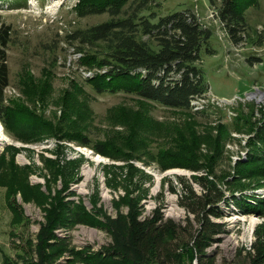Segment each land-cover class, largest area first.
I'll list each match as a JSON object with an SVG mask.
<instances>
[{
	"label": "rangeland",
	"instance_id": "rangeland-1",
	"mask_svg": "<svg viewBox=\"0 0 264 264\" xmlns=\"http://www.w3.org/2000/svg\"><path fill=\"white\" fill-rule=\"evenodd\" d=\"M77 1L27 0L24 6L11 7L7 0H0L2 19L12 27L4 102L9 106L23 103L33 111L10 117L18 132L0 118L7 136L0 140V264L32 260L47 212L56 201L61 203L58 195L68 224L60 223L54 232L73 250L63 251L60 264H87L74 251L92 252L111 241L108 232L96 225L98 210L114 215V200L126 192L138 198L144 213L161 205L166 217L184 223L189 213L179 203L180 178L201 192L202 187L192 178L208 168L218 175L229 197L228 203L221 202L225 214L221 220L226 222L227 232L220 234L210 252L216 254L218 263L247 264L245 250L264 216L240 207L232 196L250 203H255L252 194L264 196V177L259 171L251 175L252 171L243 169L247 164L254 168L264 164V159H250L251 153L261 154L264 149L256 135L264 112V0L246 4L241 41L232 38L221 21V0H150L140 9V15L154 14V21L190 9L211 30L198 61L208 85L205 101H200L204 106L185 109L170 108L124 89L97 91L86 78L102 73L105 66L88 69L81 59L85 51L101 53L104 42L90 44L72 35L111 16L107 12L80 14ZM135 6L128 4L125 10ZM179 75L174 71L170 77ZM26 123L32 127V136L21 131ZM79 130L92 142H108L106 153L83 145L68 133ZM179 133L192 142L202 163L174 159L162 166L161 151L176 152ZM213 154L216 156L208 159ZM52 160L60 166L74 160L77 172L70 176L64 166L66 176L58 173L56 179ZM21 167L27 172L26 184L45 192V201L36 195L24 198L18 186L23 180ZM85 168L93 170L86 181ZM122 209L127 206L123 204ZM240 250L242 255H238ZM185 262L194 264L196 258L186 253Z\"/></svg>",
	"mask_w": 264,
	"mask_h": 264
},
{
	"label": "trees",
	"instance_id": "trees-1",
	"mask_svg": "<svg viewBox=\"0 0 264 264\" xmlns=\"http://www.w3.org/2000/svg\"><path fill=\"white\" fill-rule=\"evenodd\" d=\"M7 1L11 7H21L27 3V0ZM149 1H77L76 9L80 14L107 12L111 16V19L95 24L87 30H76L72 35V38H81V41L90 44L100 40L104 42L103 49H100L101 53L92 55L85 51L82 55L81 62L87 64L88 69L93 66H105L102 73L96 72L86 80L97 91L124 89L142 98L161 102L170 108H188L191 106V101L200 97L208 88L198 61L201 59L200 51L203 44L211 36V30L203 26L190 9L160 16L156 21L151 19L155 17L154 14L140 15V9ZM250 1L254 4L259 2V0H245L244 3L243 0H221L219 16L228 33L235 40L243 39L241 30L245 28L246 23L245 7ZM132 3L136 4L135 8L131 11L125 10V7ZM11 35V25L3 21L0 14V118L6 127L18 132V126L12 123L10 117L17 112L27 116L33 111L23 103L9 106L4 102L5 89L9 85L7 47ZM82 50L80 47L79 51ZM174 71L180 73L176 78L170 77ZM262 114L263 119L260 125H257L256 135L264 143V112ZM21 131L32 136V127L27 123L26 127H21ZM78 132L79 134H76ZM68 133L74 137L73 139L79 140L83 145L92 146L98 152L106 153V149L110 146L106 141L92 142L80 130ZM178 137L176 152L161 151L159 159L162 166L169 165L174 159H176L174 162L179 163H202L196 156L192 142L183 133H179ZM216 154L209 156L208 159L214 158ZM250 155L252 160H263L264 149L261 154L255 151ZM52 161L51 168L55 178L58 173L66 176V171L63 173L64 166L68 167L70 176L77 172L78 166L74 160L66 161L63 166H60L57 160ZM243 169L252 171L251 175L255 174L254 171H259L264 177V164L258 165L257 168L247 164ZM205 171L192 178L202 187L201 192H197L191 182L183 180V177L180 178L179 203L189 213L184 223L173 217H166L161 205L147 214L144 213L138 198L126 192V195L114 200L116 205L114 215L98 210L100 215L96 225L108 232L111 241L98 250L74 251V254L80 255L87 264H186L185 254L191 252L196 258L194 264H228L225 260L218 263L216 254L210 252V247L215 241L220 240L221 233L227 232L226 222L221 220L225 215L221 202L228 203L229 197L213 169L208 168ZM19 173L23 180L18 186L24 198L29 199L32 195H36L41 201H45L47 199L45 192L38 186L30 187L26 184L24 178L27 172L23 167ZM171 189L177 191L174 186ZM59 196L56 198L61 203L57 201L53 203L47 212L46 222L38 232L32 260L23 264H60L58 258L65 249L72 253L73 250L67 248V240L57 238L54 232L60 223L68 224L66 216L61 212L64 206L60 207L63 203ZM251 197L255 203L232 196L240 207L264 216V196L260 197L255 193ZM123 204L127 206L126 210L122 209ZM81 207L86 215L84 206ZM195 221L198 223L197 226ZM254 234L255 239L246 248L244 257L247 264H264V222L256 225ZM242 253L243 251L240 250L238 255Z\"/></svg>",
	"mask_w": 264,
	"mask_h": 264
},
{
	"label": "bare ground",
	"instance_id": "bare-ground-1",
	"mask_svg": "<svg viewBox=\"0 0 264 264\" xmlns=\"http://www.w3.org/2000/svg\"><path fill=\"white\" fill-rule=\"evenodd\" d=\"M196 101H197V104H195ZM200 101H201V96L198 97V98H196V99H193V100L191 101V106H192V107L195 106V105H198V106L202 105V106H204V103H201ZM197 109H198V108H197ZM197 109H196V110H197ZM6 138H7V136H6V134H5L4 130H3V128H2L1 125H0V140L6 139ZM23 157H24V156L22 155L21 158H23ZM99 158H100V156H96V157H95V160H99ZM92 172H93V170H91V169H88V168H85V169H84L85 181L88 179V177H90V175H92ZM56 232H57V231H56Z\"/></svg>",
	"mask_w": 264,
	"mask_h": 264
},
{
	"label": "built area",
	"instance_id": "built-area-1",
	"mask_svg": "<svg viewBox=\"0 0 264 264\" xmlns=\"http://www.w3.org/2000/svg\"><path fill=\"white\" fill-rule=\"evenodd\" d=\"M201 100L205 101V97L203 96V94L201 95Z\"/></svg>",
	"mask_w": 264,
	"mask_h": 264
}]
</instances>
